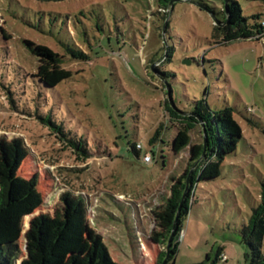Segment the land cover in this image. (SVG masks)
Instances as JSON below:
<instances>
[{"label": "rangeland", "instance_id": "obj_1", "mask_svg": "<svg viewBox=\"0 0 264 264\" xmlns=\"http://www.w3.org/2000/svg\"><path fill=\"white\" fill-rule=\"evenodd\" d=\"M238 2L250 21L255 14L264 19V1ZM223 4L0 0V137L23 139L29 154L19 174L38 177L48 210L65 192L84 197L86 247L90 235L100 234L123 264H156L166 250L151 240L154 212L196 168L191 161L204 142L197 127L174 143L180 126L166 108L171 82L177 104L189 109L204 99L212 109L232 106L244 131L222 175L199 182L172 263L212 264L222 248L225 264H245L240 230L258 204L264 175V37L221 42L211 10L223 21ZM26 41L63 55L72 76L54 88L42 86L31 75L39 61ZM67 47L89 59L73 58ZM39 116H49L66 135ZM70 138L81 139L85 151ZM134 143L144 147L138 157L129 150ZM150 150L153 161L145 163ZM31 218L23 221V251Z\"/></svg>", "mask_w": 264, "mask_h": 264}, {"label": "trees", "instance_id": "obj_2", "mask_svg": "<svg viewBox=\"0 0 264 264\" xmlns=\"http://www.w3.org/2000/svg\"><path fill=\"white\" fill-rule=\"evenodd\" d=\"M172 1L175 7L177 2L187 0H156V3L159 7L169 8ZM227 5L226 9V0H224L220 11L224 16L221 22L227 19L228 22L216 26V30L221 32V42L264 37V19L261 14L252 15L253 21H250V18L243 14L238 0H227ZM205 7L211 9L207 5ZM211 12L215 16L212 10ZM168 28L169 26L167 31ZM26 43L39 61L37 74L31 75L42 86L54 88L72 76V71L63 67V55L44 44L30 41ZM67 51L75 59H89L88 54L81 50L67 47ZM169 54L170 51L168 57H171ZM164 63L161 64V73L169 80L170 72L162 68ZM169 87L172 92V100L168 93L166 100L169 119L180 126L174 143L177 144L176 141L180 137L183 138V135H187L197 127L201 129L203 138L207 137V142L206 145L203 142L197 155L192 158L191 168L198 163L196 168L190 169L184 179L172 185L166 204L154 212L156 228L151 234V240L166 248L160 251L156 264H163L167 258L169 239L187 185L189 184V189L179 214L166 264H173L181 243L179 234L195 201L199 182L212 181L220 177L225 159L236 152L239 142L244 138V131L235 117L234 107L212 109L206 100L200 99L195 101L194 106L186 109L174 101L171 82ZM11 99L14 100L15 97ZM39 117L66 135L63 128L49 116ZM161 129L162 126L156 130L150 140L151 143L161 135ZM81 141L70 138L73 145L85 151ZM129 147V150L138 157L140 150L136 148V144H131ZM173 148L175 149V145ZM149 152L153 156V151ZM28 154V148L22 138L0 137V264H123L113 259L100 234L90 235L89 245L85 246L84 235L88 230L87 203L82 195L65 192L53 211L47 209L38 188V177L32 176L26 179L19 174V168ZM29 216L32 218L24 234L23 251L20 238L24 218ZM240 233L241 241L248 249L245 254V264H264V175L261 179L258 204L252 207V212ZM222 252V248L216 252L212 264H217ZM207 258H211L210 253Z\"/></svg>", "mask_w": 264, "mask_h": 264}, {"label": "water", "instance_id": "obj_3", "mask_svg": "<svg viewBox=\"0 0 264 264\" xmlns=\"http://www.w3.org/2000/svg\"><path fill=\"white\" fill-rule=\"evenodd\" d=\"M170 5H171V6L173 5V1L170 3ZM227 8H228V5H227V0H226V9H227ZM213 17H214V20H215L216 24H218V25H224V24H226V23L228 22V19H227L225 22H221V21H219L215 16H213ZM165 29H166V24L164 25V28H163L164 33H165ZM164 39H165V41H166V38H164ZM168 94H169V98L171 99V98H172V92H171V88H170V87H169V89H168ZM171 100H172V99H171ZM204 133H205V132H204ZM206 142H207V137L205 136V138H204V143H205V145H206ZM188 189H189V184H188L187 187H186V190H185L184 195H183V198H182V202H181L180 207H179L178 214H177V216H176L174 229H173V231H172V234H171V237H170V239H169V243H168V255H167V258L165 259V261L163 262V264H166V261L169 259V256H170L169 249L171 248V245H172V239H173V237H174V235H175V232H176V226H177V222H178V219H179V214H180V211H181V209H182V207H183V204H184L185 198H186V196H187Z\"/></svg>", "mask_w": 264, "mask_h": 264}, {"label": "built area", "instance_id": "obj_4", "mask_svg": "<svg viewBox=\"0 0 264 264\" xmlns=\"http://www.w3.org/2000/svg\"><path fill=\"white\" fill-rule=\"evenodd\" d=\"M136 148L140 150V152L143 151V146L141 143H137L136 144ZM142 159L145 163H152L153 161V156L152 154L149 152V153H145L143 156H142ZM184 232H185V229L184 227L182 228V230L180 231V234H179V240L181 242L182 238L184 237ZM228 261V255L225 253V252H222L220 255H219V260L217 262V264H225L226 262Z\"/></svg>", "mask_w": 264, "mask_h": 264}]
</instances>
